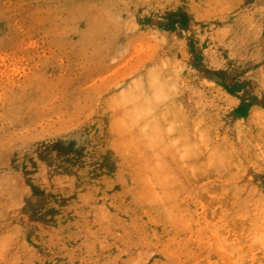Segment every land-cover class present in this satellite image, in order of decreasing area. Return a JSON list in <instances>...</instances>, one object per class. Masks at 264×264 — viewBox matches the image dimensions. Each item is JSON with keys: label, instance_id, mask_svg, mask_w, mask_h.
I'll use <instances>...</instances> for the list:
<instances>
[{"label": "rangeland", "instance_id": "obj_1", "mask_svg": "<svg viewBox=\"0 0 264 264\" xmlns=\"http://www.w3.org/2000/svg\"><path fill=\"white\" fill-rule=\"evenodd\" d=\"M0 264H264V0H0Z\"/></svg>", "mask_w": 264, "mask_h": 264}, {"label": "bare ground", "instance_id": "obj_2", "mask_svg": "<svg viewBox=\"0 0 264 264\" xmlns=\"http://www.w3.org/2000/svg\"><path fill=\"white\" fill-rule=\"evenodd\" d=\"M236 248V247H235ZM234 252V251H233Z\"/></svg>", "mask_w": 264, "mask_h": 264}]
</instances>
